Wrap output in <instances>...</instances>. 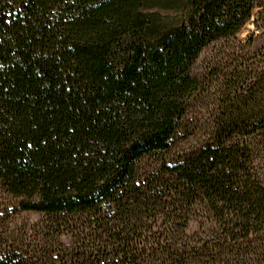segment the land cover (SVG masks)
I'll list each match as a JSON object with an SVG mask.
<instances>
[{
  "label": "trees",
  "instance_id": "16d2710c",
  "mask_svg": "<svg viewBox=\"0 0 264 264\" xmlns=\"http://www.w3.org/2000/svg\"><path fill=\"white\" fill-rule=\"evenodd\" d=\"M257 35L264 0H0V264H264Z\"/></svg>",
  "mask_w": 264,
  "mask_h": 264
},
{
  "label": "rangeland",
  "instance_id": "374dc122",
  "mask_svg": "<svg viewBox=\"0 0 264 264\" xmlns=\"http://www.w3.org/2000/svg\"><path fill=\"white\" fill-rule=\"evenodd\" d=\"M252 29V27L249 25L246 28H244L238 35H237V39L241 40V41H245V38L248 36V34L250 33V30ZM264 44V38L261 36H255L253 39V42L250 46L252 51H256L259 48H261ZM213 47H209V49L205 50L203 52V54L201 55V57L199 58V61L196 63V67L198 69H202L208 65L209 59L212 58V54H213ZM20 218L23 219H28L30 222H36L39 220V215L36 214H25L23 213Z\"/></svg>",
  "mask_w": 264,
  "mask_h": 264
}]
</instances>
